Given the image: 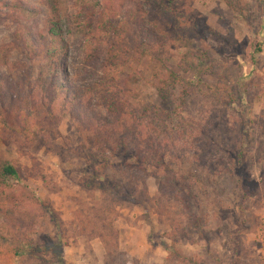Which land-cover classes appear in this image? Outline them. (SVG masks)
I'll list each match as a JSON object with an SVG mask.
<instances>
[{"label":"rangeland","instance_id":"obj_1","mask_svg":"<svg viewBox=\"0 0 264 264\" xmlns=\"http://www.w3.org/2000/svg\"><path fill=\"white\" fill-rule=\"evenodd\" d=\"M53 2L0 0V264H264V0Z\"/></svg>","mask_w":264,"mask_h":264},{"label":"trees","instance_id":"obj_2","mask_svg":"<svg viewBox=\"0 0 264 264\" xmlns=\"http://www.w3.org/2000/svg\"><path fill=\"white\" fill-rule=\"evenodd\" d=\"M50 6V10L54 16V18L58 19V7L55 5L53 0H47ZM151 1V0H150ZM53 28L51 29V36H52V46L50 47L47 56L44 60V62L40 65L38 70V87L40 89V92L43 96L44 100H49L53 104L57 103V99L61 94L60 92H63V88H60L61 85L58 84L59 80L57 78V59L59 57V54L61 51H59V46L55 45V39H57L59 34V28L56 26V24L52 25ZM89 48V47H87ZM259 52V50H257ZM122 54H128L126 51L122 49V47L118 46L116 48H110L105 56L104 60V73L102 75V78L98 80L95 83V87L98 88L97 92L101 95V97L104 100L105 108L108 114L112 119H120L121 112H122V103L120 100L115 98L116 93V84H114L116 80V76H118V70L122 68L123 63H119L118 60ZM111 83H113L111 86H109ZM55 95V100L51 96V94ZM67 105V104H66ZM3 118V117H1ZM138 118V117H137ZM2 121H5V119H1ZM121 146H116L115 152H120ZM0 174L3 178H13L17 180L19 178V171L18 169L11 165V164H4L0 165ZM95 184V186L93 185ZM93 186L94 188H101L100 182L94 183V181L90 184L88 183L87 186ZM49 214L52 215L53 213L49 211ZM59 250V248L57 247ZM61 257V256H60ZM59 258V256H58ZM62 261V257L59 258Z\"/></svg>","mask_w":264,"mask_h":264}]
</instances>
